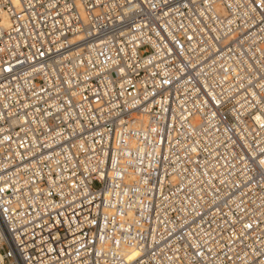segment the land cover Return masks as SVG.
I'll use <instances>...</instances> for the list:
<instances>
[{"label":"built area","instance_id":"2783aa9c","mask_svg":"<svg viewBox=\"0 0 264 264\" xmlns=\"http://www.w3.org/2000/svg\"><path fill=\"white\" fill-rule=\"evenodd\" d=\"M262 159L264 0H0V264H264Z\"/></svg>","mask_w":264,"mask_h":264},{"label":"snow or ice","instance_id":"6c2138e0","mask_svg":"<svg viewBox=\"0 0 264 264\" xmlns=\"http://www.w3.org/2000/svg\"><path fill=\"white\" fill-rule=\"evenodd\" d=\"M9 70H10V69H9ZM259 163H260L261 165H264V159L260 160ZM245 227H246V228H250V227H251V224H245Z\"/></svg>","mask_w":264,"mask_h":264}]
</instances>
